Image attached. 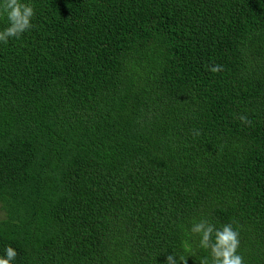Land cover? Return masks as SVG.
Wrapping results in <instances>:
<instances>
[{
	"label": "trees",
	"instance_id": "obj_1",
	"mask_svg": "<svg viewBox=\"0 0 264 264\" xmlns=\"http://www.w3.org/2000/svg\"><path fill=\"white\" fill-rule=\"evenodd\" d=\"M23 2L33 27L0 42V256L201 264L206 220L264 264V0Z\"/></svg>",
	"mask_w": 264,
	"mask_h": 264
},
{
	"label": "clouds",
	"instance_id": "obj_2",
	"mask_svg": "<svg viewBox=\"0 0 264 264\" xmlns=\"http://www.w3.org/2000/svg\"><path fill=\"white\" fill-rule=\"evenodd\" d=\"M0 16H6L8 25L0 30V42L7 43L10 37L19 38L24 32L30 30L32 18L35 16L34 6L23 0H2L0 3ZM211 72H220L223 66L215 64L209 68ZM243 124H249L246 115L237 117ZM195 134H199L196 132ZM190 232L200 237L199 247L210 250L211 259L202 257L201 264H244V258L239 254L240 232L233 228L231 223L224 224L222 228H216L206 220L194 223ZM194 254V252H193ZM17 256V251L7 246L5 254L0 256V264H12ZM187 264L186 258H181ZM167 264H176L173 255H168Z\"/></svg>",
	"mask_w": 264,
	"mask_h": 264
},
{
	"label": "rangeland",
	"instance_id": "obj_3",
	"mask_svg": "<svg viewBox=\"0 0 264 264\" xmlns=\"http://www.w3.org/2000/svg\"><path fill=\"white\" fill-rule=\"evenodd\" d=\"M4 216V213L0 210V218Z\"/></svg>",
	"mask_w": 264,
	"mask_h": 264
}]
</instances>
